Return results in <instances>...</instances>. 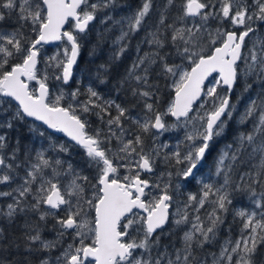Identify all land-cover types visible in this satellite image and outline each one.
Here are the masks:
<instances>
[{
    "label": "snow or ice",
    "instance_id": "obj_1",
    "mask_svg": "<svg viewBox=\"0 0 264 264\" xmlns=\"http://www.w3.org/2000/svg\"><path fill=\"white\" fill-rule=\"evenodd\" d=\"M110 5L114 6L115 0H0V9L8 10L9 16L17 10L20 25L0 29V105L11 108L12 101L16 104L0 127L10 129L18 121L33 118L74 141L84 151L87 166L95 169L89 177L71 162L47 156L45 149L36 150L34 157L25 151V160L17 164L19 142L8 154L7 137L0 135V185L14 182L19 175L16 170L25 168L16 187L0 191V197L12 198L0 208V217L12 221L21 213H39L37 221H25L23 226L26 251L59 249L60 254L54 261L41 258L38 264H264L256 259L264 246V35L258 34L264 26V0H180L179 5L176 0H166L165 9L178 8L175 21L166 24L167 17L161 12L155 30L148 31L144 40L152 51L138 56L119 82L121 87L130 81L144 86L131 89L133 97L144 101L143 115L138 117L130 114L129 107L105 99L91 85L83 93L79 87L65 92L63 87L50 85L51 81L68 85L74 78L80 34H86L97 14ZM152 9L153 0H142L133 13L115 21L121 25L115 43L140 31ZM5 19L0 10V21ZM110 19L105 16L101 23ZM211 21L217 22L216 28L209 27ZM162 26L171 30L170 38L162 35ZM253 36L248 45L246 40ZM52 41L66 46L42 61L41 46ZM168 44L175 47L179 63H168L169 54L161 55ZM127 47L122 44L113 58L118 60ZM156 65L157 76L171 81L167 87L172 95L163 110L158 98L147 102L159 90L158 84L149 83ZM100 67L107 71L108 65ZM238 83L243 85L242 93L256 84L260 87L240 116L241 124L251 118V129L240 132L216 159L215 175L222 176L223 182L201 181L199 193H189L183 206L170 213L173 172L161 173L168 177L163 186L161 177L153 183L141 175L153 173L161 149L169 147L155 141L164 132L184 129L183 140L177 142L175 151L165 153L163 160L170 166H183L177 167L175 176L194 177L215 138L224 132L227 121L223 118L232 117L236 106L231 93ZM221 88L224 94L218 91ZM82 95L87 98L81 100ZM8 108L2 111L7 113ZM86 114L96 115L107 131H90ZM167 118L174 121L168 123ZM125 121L136 130L125 127ZM30 131H39V126ZM147 134H152L153 147L145 151ZM39 135L45 133L39 131ZM59 151L69 149L59 145ZM245 153L255 162L240 174L244 183H237L232 192L245 194L252 207L233 210V223H240L238 233L233 238V225L229 224L221 239L225 216L233 204L229 191L232 171L237 161L246 163ZM206 205L211 209L201 215ZM49 217L59 228L54 240L42 236L41 222L46 223ZM170 217H174L171 223L175 227L188 226L179 237V247L171 241L161 243ZM3 232L0 229V240ZM65 236L70 237L66 245ZM0 264L8 262L0 259ZM24 264L31 262L25 260Z\"/></svg>",
    "mask_w": 264,
    "mask_h": 264
},
{
    "label": "trees",
    "instance_id": "obj_2",
    "mask_svg": "<svg viewBox=\"0 0 264 264\" xmlns=\"http://www.w3.org/2000/svg\"><path fill=\"white\" fill-rule=\"evenodd\" d=\"M91 2H95V0H91ZM141 2L142 0H115L114 6L110 5L108 8L101 10L97 14L96 20L90 24L87 33L80 34L79 43L81 44V49L77 64L74 69V78L69 82L68 85H62L56 81H51L50 85H58L60 87H63V90L65 92H70L71 90L79 87L82 93L89 85H91L93 88H95V90L100 92L105 99H113L117 103H120L125 107H129L130 114L132 116H142L144 101L139 97H133L131 89L138 86H144L138 85L135 81H130L129 83H126L121 87L119 82L126 77L127 70L131 67L133 62L136 61L138 56H142L145 52L152 51V47L145 43L144 40L148 31L155 30L161 12H164L167 17L166 24H171L176 19L178 8L169 6L167 9H165L166 0H153V9L150 15L147 17L144 27L140 31L131 34L127 40L121 41L120 43H115L116 38L121 33V25L115 23V21H119L122 17L128 16L133 13L140 6ZM248 2L251 3L252 0H248ZM176 3L177 5H179L180 0H176ZM0 10L4 11L6 16L5 21H0V29L12 30L20 26L15 15V12L17 10H13L11 16H9L8 10ZM105 16H109L112 19L101 23V21L104 20ZM187 22L189 24L192 23L191 19H189ZM177 26H179L178 22ZM222 26L224 28L231 27L228 24H223ZM209 27L216 28L217 22L211 21ZM24 31L28 32L29 29L25 28ZM161 33L163 36H167L170 38L171 30H166L162 26ZM258 34L264 35V26L260 28V32ZM254 39L255 36H253L251 39H247L246 43L248 45H251L252 40ZM122 44H127L128 47L124 54L121 55L118 60H116L113 58L114 53ZM65 46V42H61L54 47H41L42 61L47 57L55 55L58 51L62 52ZM138 46L140 51H137ZM166 53L169 54L168 63L180 62L179 59L175 56V47L173 45L168 44L164 49L161 50V55H164ZM101 65H108L107 71L101 69ZM40 67H44L43 62L41 63ZM153 67L155 68V71L150 74L149 83L158 84L159 90L156 91L155 96L149 98L147 102L152 103L158 98V107L163 110L167 106V103L172 95V90L167 87V85L170 84L171 81L170 79L158 77L157 73L159 71V67L158 65ZM102 80L103 82H101ZM242 87V83H238L234 91L231 93V102L236 106L235 110H233L231 118H228L226 116L223 118L227 121L226 127L224 129V132L219 137L215 138L208 154H206L205 160L197 169L194 177L198 178V181H186L188 179L175 176L177 167L183 166H170L168 164H165L163 160V155L165 153L175 151L177 142L183 140L185 130L181 128L167 131L165 140L161 141L158 138L155 141L156 144L167 143L169 147L167 149H161V156L157 158L154 172L151 174L141 173L142 177L148 178L152 180L153 183H155L157 182L156 178L161 177V173H167L168 171L173 172L172 187L170 188V193L173 195V198L177 197L179 199L181 205H183L187 201V195L189 193H199L201 181H203L204 183L213 182L217 185H219V183H222L223 177L215 175V161L220 153L223 150H226V146L233 143L240 132H246L251 129V118L249 122L241 124L240 116L244 112L249 97H255L257 93L260 92V87L258 84L254 85V87L248 93H242ZM145 90L147 89L145 88ZM153 90L155 91V89ZM218 91H220L221 94H224L225 89L221 88L218 89ZM86 98L87 97L83 95L80 97L81 100H84ZM11 104V108H8L7 104L0 105V122H3L6 118L11 116L16 106L14 101H12ZM3 108H8V112L4 113L2 111ZM112 114L115 115L114 110ZM86 118L90 123V131L96 128H103L105 131H107L106 125L103 124L96 115L86 114ZM105 119H107V117H105ZM173 121V118H167L168 123H172ZM34 125L39 126V131L44 132L45 135L40 136L39 131H30V129ZM125 127L130 128L133 131L136 130V126L131 124L130 121H125ZM0 135H6L7 137L9 148L5 151L8 154L11 153V148L15 147L17 145V142H19L21 151L17 153V164L25 160V151H29L31 153V156L34 157L36 154V150L45 149L47 150V156L52 157L53 159L59 158L66 162H71L77 168L82 169L84 175H88L89 177L94 175L95 169L89 168L87 166L85 153L79 146L66 140L63 136H58L54 133L49 132L40 123L28 119H26L25 121H18L15 123V127L13 128L9 129L0 127ZM50 144H54L56 147L50 148ZM59 145L68 147L69 151L60 152ZM152 147V134H147L145 135V151L150 150ZM243 159L246 161V163L241 164L240 161H237L233 168L232 187L229 189L230 192H232V189L235 188V185L237 183L243 185L244 182L240 181V174L248 171L251 168L252 164L255 162L252 160H248L247 153L244 154ZM66 166L67 164H65V167ZM16 171L19 173V175H16L14 182L0 185V191H11L12 188L16 187L17 184L21 182V178L25 174V168L20 167ZM122 174H126L124 170H122ZM167 180L168 177L166 175L161 177L159 181L161 183V186H163V184L167 182ZM177 184L180 185L178 189L175 187ZM260 190L261 189L258 187L257 192H259ZM232 198L233 204L229 207V212L225 216V226L221 229V239L227 234L226 229L227 225L229 224L233 225L231 230L232 237L235 238L238 233L240 223L239 220L233 223V210L252 207L251 200L241 192H232ZM28 200L31 201V197H29ZM11 202V197H0V208H3ZM210 209L211 205H206L205 209L201 210V215H203L205 211H209ZM38 215L39 213L33 212H28L27 214L21 213L18 214L17 217L12 221H9L4 217H0V229L4 230V239L0 240V249H3V251H0V259L7 261L8 264H24L25 260L30 261L31 264H38L39 260L45 257H48L54 261L55 257L60 254L59 249H53L50 253L33 252L32 254H29L24 247L22 233L24 232L23 226L25 224V221H28L29 223L35 222L38 220ZM60 215H63V213H60ZM172 218L174 217H170V222L164 228V235L161 237V243L164 245H168L171 241L177 247H179V237L183 235V231L187 229V225H182L177 228L171 223ZM41 224L43 227V238L47 240L56 239V233L57 231H59V228L58 226H55V220L49 217L46 223L41 222ZM69 239V236H65L64 245L67 244ZM10 243L12 245H19V247L9 246ZM256 259L258 262L264 261V246H261L259 248Z\"/></svg>",
    "mask_w": 264,
    "mask_h": 264
},
{
    "label": "water",
    "instance_id": "obj_3",
    "mask_svg": "<svg viewBox=\"0 0 264 264\" xmlns=\"http://www.w3.org/2000/svg\"><path fill=\"white\" fill-rule=\"evenodd\" d=\"M60 43H61V41H52V42H49V43H47V44H43L42 46H46V47H54V46H57V45L60 44ZM42 46H41V47H42ZM78 58H79V56H78ZM77 61H78V60H77ZM75 66H76V65H75ZM75 66H74V69H75ZM9 99H10V98H9ZM27 119H28V120H32V121H34L33 118H27ZM173 119H174V118H173ZM35 122L40 123V124L43 125L42 122H39V121H35ZM43 126H44L45 129L48 130L49 132L54 133V134L59 135V136H63L65 139L71 141V139H70L69 137H67L65 134L60 133V132H57V131L52 130V129H48L46 125H43ZM71 142H73V143L75 144L74 141H71ZM143 174H146V173H143Z\"/></svg>",
    "mask_w": 264,
    "mask_h": 264
},
{
    "label": "rangeland",
    "instance_id": "obj_4",
    "mask_svg": "<svg viewBox=\"0 0 264 264\" xmlns=\"http://www.w3.org/2000/svg\"><path fill=\"white\" fill-rule=\"evenodd\" d=\"M46 46H42V48H44ZM165 135L166 132L163 133V135H160L158 138L162 141L165 140ZM176 146V145H175ZM193 180L198 181V178L192 177ZM155 191V190H154ZM183 205H181V203L179 202V199L177 197L173 198V203L170 209V213H175L177 207H182ZM188 227V226H187Z\"/></svg>",
    "mask_w": 264,
    "mask_h": 264
},
{
    "label": "flooded vegetation",
    "instance_id": "obj_5",
    "mask_svg": "<svg viewBox=\"0 0 264 264\" xmlns=\"http://www.w3.org/2000/svg\"><path fill=\"white\" fill-rule=\"evenodd\" d=\"M181 180H185V179H181ZM192 181L193 179L190 177V178H188V180H186V181ZM202 186V185H201ZM201 186H200V188H201Z\"/></svg>",
    "mask_w": 264,
    "mask_h": 264
}]
</instances>
